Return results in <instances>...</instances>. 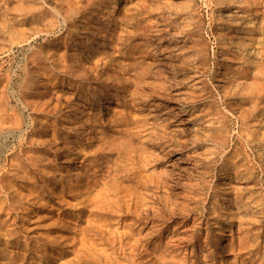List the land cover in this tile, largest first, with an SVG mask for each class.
Segmentation results:
<instances>
[{
    "label": "rangeland",
    "instance_id": "374dc122",
    "mask_svg": "<svg viewBox=\"0 0 264 264\" xmlns=\"http://www.w3.org/2000/svg\"><path fill=\"white\" fill-rule=\"evenodd\" d=\"M3 1L2 0L0 1V23H1L0 24V54H1L0 55V58H1L0 59V65H1V67H0V81L2 80L0 82V105H1L0 106V144H1L0 145V183H1L0 184V196H1L0 197V205H1V207H0V238H1L0 239V248H1L0 249V255H1L0 256V264H17V263L18 264H42V262H43V264H77V263L78 264H96V263L97 264H100V263L101 264H158L159 262H160L159 264H251V263L252 264H259V263L263 264L264 263V254H263L264 253L263 252L264 251V222H263L264 221V215H263L264 214V189H263L264 188V173H263L264 172V147H263L264 146V125H263V123H264V118H263L264 117V94L260 98H258L256 96V92L259 88L264 90V68H263L264 67V61H263V63H261L262 66H260V67L255 65L256 64V55H255L256 40L255 39H257V37H256V33H254V31H252V28L255 27L254 24L259 23L261 20L263 22V19H262V16H264L263 5H260V8H256V10H253L255 8L253 5V0H231L233 3L228 2L230 0H140V1L139 0H131V1L125 0L126 5L124 6L123 3L121 4L120 0H117V5L115 6L114 12H113L114 15L112 16V18L110 17L112 19L110 29H113V31H115V33L113 35L114 38L112 37L113 42L111 43V45H113V47L111 46V48L114 49L116 55L119 56V58L121 59V61H123L124 64L122 65L123 67L120 66L122 69L115 66L113 71H115L117 69L115 72L120 71L123 73V76H121V77L119 76L118 78H115L112 82L119 83L120 85H124V87L122 89H118L119 91L125 89V93H127V94L132 90L134 91L133 95L130 94V96L133 97L134 103L136 102L135 103L136 107L131 105L132 102H127V101L124 103L123 106L119 105V104H116V105L114 104L116 106V108H115L116 115L114 117L116 128L111 130V135L109 136V139H108V142H109V145L111 148V153H112L110 158H109V165L111 167L112 166L113 167H112L110 173H107L106 171H105L106 172L105 173L102 171L103 172V174H102L100 172L102 170V167H104V163L101 166L99 165L96 169L99 170L100 172L97 171L96 173H97V175H101V174L104 175L103 176L104 179L102 180L103 182L100 180V182H98L93 188L92 187L90 188L89 186L85 187L84 181L80 177H74L73 178L74 182L72 181L71 183H68L67 175H68V173L69 174L73 173V171H71V170L73 169L72 167H74V166L71 165V166L65 168V163H64V161H62L64 159V157L61 155L62 154L61 149H63L64 144H67L68 148H69V152H68L67 157H69L71 159H75L76 161H79V157L81 155L79 156V155L73 153L75 151L74 150V148L76 147L75 143L77 142L78 138H77V135H75V133H72L70 130L71 126L74 125V118H73V111L70 109L71 107L68 106V103H71L72 104L71 106H74L77 102H79V103L82 102L79 105H81V107L84 108L85 110H95V111L98 110L99 111L100 109H97L98 104L95 101L93 102L92 106L90 104H88L87 101H83L84 97H85L84 95H86L88 92L92 91V86H90L87 82L81 81V82H79L78 85L73 84L71 86H62V87L58 84L60 81L65 80V78L67 76L66 74L64 75V71H62L63 68H61V67H63V65H69L70 64L71 55L73 52L72 46L74 43H72V41H69L67 38L65 39V37H62L61 35H59V33L64 30L65 26H63L61 28V30H62L61 31L59 28L53 29L49 25H47V26L44 25L45 24L44 19L50 17L51 9L49 6H53L57 2L62 3L64 5L66 2H65V0H53V1L52 0H35V1L34 0H16V1L15 0H3ZM81 1L83 2L82 4L88 9V10L86 9L87 12H89L91 10V5L85 4L84 0H81ZM101 1L102 0H96L94 5L101 3ZM236 2H239V3H236ZM168 3H170V4H168ZM7 4H8V6H7ZM39 4H40V6H39ZM142 4H143V6H142ZM219 4H221V5H219ZM161 5L164 7L161 8L162 7ZM43 7H44V9H43ZM125 8H126V10H128L129 8L130 9L128 11H126V10H124ZM12 9L14 12L12 11ZM16 9H17V11H16ZM21 9H22V11H21ZM152 9H154V10H152ZM156 9H158V10H156ZM27 10L29 12H27ZM46 10H48L49 12ZM140 12H141V14H140ZM138 13H139V15H138ZM115 14H117V15H115ZM8 16H9V18H8ZM179 16H181V17H179ZM128 17H130V19ZM132 18H134V19H132ZM125 19H127V20H125ZM146 20H148V21H146ZM154 20H156V21H154ZM2 21H5V22L3 23ZM195 21H196V23H195ZM82 22L83 21L81 19V15L78 14L73 19L67 20L66 25L71 26V24L72 25L75 24L76 26L77 25L81 26ZM88 22L94 23L95 17H92V18L90 17ZM246 23H248V24H246ZM252 23H254V24H252ZM11 24H12V26H11ZM114 24H115V26H114ZM29 25H31V26L29 27ZM23 26H27V27L24 28ZM36 26L39 27L40 31L38 30V28ZM146 26H148V28ZM26 28H28V29H26ZM29 28H31V29H29ZM45 28L47 30H51V31H48L46 33ZM150 28H151V30H150ZM171 28H172V30H171ZM20 29H22V31ZM134 29H136L137 31ZM247 29H248V31H246ZM19 30H20V32H19ZM24 30L25 31L28 30V31H26V33H25ZM43 30H44V32H43ZM125 30H127V31L125 32ZM152 31H154L155 33ZM174 32H175V34H174ZM242 32H243V34H242ZM249 32H250V34H249ZM150 34H151V36H150ZM128 36H129V38H128ZM84 38H85V36L82 35V39H84ZM28 39H29V41L26 42V40H28ZM66 40H68V42H66ZM125 40H126V42H125ZM7 43L10 45V47ZM146 43H148V44H146ZM126 44H127V46H126ZM194 44H196V45H194ZM23 45H25V47ZM34 45H35V47H34ZM238 45H240V46H238ZM18 46H19V48H18ZM15 50H16V52H15ZM60 51L63 52V54ZM65 51H67V52H65ZM119 52H120V54H119ZM165 52H167V53H165ZM42 53H43V55H42ZM38 56L41 58H39ZM226 57L229 58V60ZM5 58H7V59L5 60ZM34 58H35V60H34ZM51 59H53V61ZM63 59L66 61H64ZM157 59H158V63H155V62H157ZM1 60H3V61H1ZM42 60H43V63H42ZM169 62H170L171 66L169 65ZM194 65H196V66H194ZM14 66H15V68H14ZM133 66H134V68H133ZM176 66H178V67H176ZM12 68H14V69H12ZM169 68H171V70ZM232 68H233V70H232ZM49 69L50 70L52 69V70L50 71ZM118 69H120V70H118ZM217 69H218V71H217ZM10 70H12L13 72ZM145 71H146V73H145ZM229 72H231V73H229ZM250 72H251V74H250ZM13 73H14V75H13ZM170 73L172 74L171 76H170ZM52 74H54V75H52ZM147 74L150 76H148ZM174 74H175V76H174ZM218 74L220 77L218 76ZM19 75H21V76H19ZM25 77H26V79H25ZM44 77H48L49 79L52 78V80L50 79V84L53 83L52 88H51V85H48L47 87L44 86V83H45L44 82L45 80H43ZM214 77H215V79H214ZM140 80L147 81L146 82L147 84L144 81H140ZM255 80H257V81H255ZM28 81H30V82H28ZM130 81H131V83H130ZM252 81H254V82H252ZM260 81H262V82H260ZM246 83H247V85H246ZM34 84H36V85H34ZM171 85H173V86H171ZM34 86L36 89L34 88ZM261 86H262V88H261ZM16 87H19V88H16ZM68 87H70V88H68ZM209 87H210V89H209ZM231 87H233V88H231ZM77 88H79V89H77ZM100 89H102V88H100ZM197 89H199L200 91ZM245 89H247L248 92ZM254 89H256V90H254ZM17 90H18V93H17ZM83 90H85V91H83ZM171 91H173V92H171ZM8 92H9V94H8ZM138 92H140V93H138ZM54 93L56 94V96L54 95ZM222 93H224V94H222ZM153 95L155 97H153ZM168 95H169V98L167 99L166 97H168ZM61 96H62V98H61ZM8 97H9V99H8ZM59 97H60V99H59ZM116 97L119 100L121 98V97H119V94ZM136 97H137V99H136ZM204 97H206V98H204ZM37 98H39V99H37ZM27 99L29 101L30 100L31 101L29 102ZM33 99H35V101ZM68 99H70V102L68 101ZM249 99H252V100H249ZM143 100H144V102L142 103ZM19 101H21V102H19ZM24 101H25V103H24ZM32 101L35 102L34 103L35 105L33 104ZM154 101L157 103H155ZM237 101H239V102H237ZM20 103H22V104H20ZM143 105L146 107H144ZM175 105H180L183 107L182 113H180V114L178 113V116L180 118H182L181 125L185 128V129L182 128L181 131L176 126L178 121L176 120V118L174 119V117H172V113L169 112V111L173 110V109L171 110V108H173ZM2 106H4V107H2ZM33 106H34V108L32 110ZM158 106H160V108H158ZM90 107H92V108H90ZM135 108H137V109H135ZM213 108H214V111H213ZM36 109H38V110H36ZM254 109H256V110L254 111ZM238 110H239V112H238ZM252 110L254 113L252 112ZM261 110H263V111L261 112ZM49 111H50V114L48 113ZM57 112H59V113H57ZM66 112H67V114H66ZM102 112L104 113L105 110L103 109ZM133 113H135V114H133ZM13 114L14 115L16 114V115L14 116ZM100 114L101 113L97 114V116H96L97 120H99ZM163 115L166 116L165 119H164ZM17 116H18V118H17ZM143 116L144 117L146 116V117L144 118ZM158 117L160 120H164L166 123L161 122L160 120H157ZM23 118H25V119H23ZM32 118L34 119L33 123H32ZM8 119H11V120L8 121ZM12 120L18 121L17 124H15L16 122L12 121ZM151 121L155 122V123L151 125V123H152ZM127 122H129V123H127ZM160 122L164 123V124H161ZM123 123H125V124H123ZM13 125H16V126L13 127ZM182 126H180L179 128H181ZM37 127H40V128H37ZM137 127H138V129H137ZM187 127H188V129L186 130ZM253 127H254V129H253ZM170 129H171V131H169ZM9 130H11V133ZM185 130H186V132H184ZM253 130H254V133H253ZM260 130H262V131L260 132ZM174 131H176V132H174ZM61 132L63 135L61 134ZM146 133H148V134H146ZM5 134H7V135H5ZM246 134L251 135V136H248ZM12 135H13V138L11 137ZM54 136H55V139H54ZM150 136H151V138L149 139ZM211 137H213V138H211ZM10 138H12V140ZM122 138H123V140H122ZM145 138H147V139H145ZM205 138H206V140H205ZM125 140H127V141H125ZM70 141H71V143H70ZM88 141L91 143V144L90 143L87 144L90 147V151H94L95 138L89 137ZM208 141H210V142H208ZM26 142L27 143L29 142V144H27ZM5 144H7V145H5ZM130 144L132 146H130ZM146 144H147V146H146ZM163 145H165V146H163ZM228 145L230 148L228 147ZM133 146H135L137 148H135ZM25 147H26V151H24ZM52 147H54L55 149ZM28 148L31 150H29ZM127 148H129V149H127ZM19 150H22V151L19 152ZM57 150H58V152H57ZM143 150H145L146 152H144ZM139 151L141 153H143L144 157H143V155H141V153H139ZM155 151H157V152H155ZM46 152H47V154H46ZM123 152H125V153H123ZM127 152L130 154H128ZM162 153H164V154H162ZM13 154H15V155H13ZM16 155H17V158H15ZM41 155H42V157H40ZM11 156H12V159H11ZM138 156H139V158H138ZM222 156H224L225 158ZM25 157L27 160L25 159ZM32 157H33V159H32ZM171 157H174L176 161L173 163H172V161H168ZM13 158L17 162H15L13 160ZM43 158H45V159H43ZM47 158H49V159H47ZM118 158H119V160H118ZM132 158L134 159V161ZM152 158H154V159L152 160ZM235 159H236V162L234 161ZM239 159H240V161H239ZM248 159H249V161H248ZM5 161H7V162H5ZM19 161H21L22 163ZM18 162L22 166L23 170L21 169V166L18 164ZM40 162H42L43 164ZM230 162H231V166H229ZM240 162H242V163H240ZM25 163H26V165H25ZM131 163H132V165H131ZM144 163L146 165H144ZM227 163H228V165H227ZM8 164H10V165H8ZM149 164L152 166H150ZM119 165H120V167H119ZM170 165H173V166L176 165V166H174L171 173H168V169L171 168ZM235 165H237V166H235ZM31 166H33V167H31ZM114 168H115V170H113ZM45 169H47L48 171ZM10 171H12V172H10ZM160 171H162V172H160ZM24 172H26L27 174L26 173L24 174ZM47 172H48V174H47ZM228 173H230L231 177L226 180L225 178L227 177ZM241 174H242V176H240ZM163 176H165V177H163ZM159 177H160V179H159ZM251 177H253V178H251ZM21 178H22V180H21ZM139 178L142 180H140ZM62 179H64V180H62ZM144 179H146V180H144ZM151 179H152V181H151ZM161 180H163V182ZM104 181L106 182L105 184H104ZM108 181H109V183H108ZM149 181H150V183H149ZM158 181H160L161 183L159 182L157 184ZM57 182H59V183H57ZM172 182H173V184H172ZM244 182H245V184H244ZM41 183H42V185H41ZM43 183L45 185H43ZM10 185H11V188L8 187ZM55 186H59V190L55 191L57 193H54ZM62 187H63V189H62ZM111 187H113V188H111ZM129 187H130V189H129ZM145 187H147V188L145 189ZM19 188H20L21 192L19 191ZM102 188H104L106 190V192H104L105 190ZM164 188H166V189H164ZM111 190H112V192H111ZM122 190H125L126 192L122 191ZM222 190H224V191H222ZM127 191H128V193H127ZM149 191L150 192L152 191L151 194ZM253 191H255V192H253ZM30 192L32 194H30ZM83 192H84V194H81ZM17 193L20 195H18ZM109 193H110V195H108ZM121 193H123V194H121ZM143 193L145 195L144 197H143ZM138 194H140V195H138ZM72 195H74V196H72ZM147 195H148V197H147ZM244 195L246 198H244ZM107 196H108V199L106 200ZM252 196L254 198L255 197L256 198L258 197V198L254 199ZM92 197H94V198H92ZM80 198H81V200H80ZM224 198H226L227 200ZM47 199H48V201H47ZM109 199H110V201H109ZM213 199H215V200H213ZM232 199H234V200H232ZM258 199H259V201H258ZM69 200H71V201H69ZM123 200L125 203L123 202ZM130 200L131 201L134 200V201L131 202ZM121 201H122V203H121ZM138 201H140V202H138ZM240 201H242V202H240ZM134 202H135V204H134ZM176 202H178V203H176ZM97 203H98V205H97ZM114 203H115V205H114ZM140 203H142V205ZM161 203H163V204H161ZM259 203H261L262 205ZM90 204H92V205H90ZM169 204L172 206H170ZM249 205H251V206H249ZM139 206L142 208H140ZM209 206H210V208H209ZM218 206H219V208H218ZM110 207L112 209H110ZM124 207H126V208L124 209ZM90 208H91V210H89ZM102 208H104L103 209L104 211L102 210ZM157 208H158V210H157ZM164 208H165V210H164ZM251 208H254V209H251ZM66 209H67V211H66ZM131 209H133V210H131ZM232 209H234V210H232ZM236 209H238V210H236ZM128 210L130 211L131 214L129 213ZM170 211H172L173 214ZM174 211H176L177 214ZM255 211H256V213H255ZM123 212H124V214H122ZM178 212H181V214L180 213L178 214ZM19 213H20V215H19ZM54 213H56V214H54ZM92 213H93V215H92ZM148 213H150V214H148ZM212 213H216V214H212ZM2 214H5V215L3 216ZM158 214H159V216H158ZM167 215H168V217H167ZM216 215H218V216H216ZM249 215H250V217H249ZM57 216L60 219L57 218ZM21 217H22V219H21ZM88 217H89V219H88ZM247 217H248V219H247ZM77 218H79V219H77ZM102 219H104V220H102ZM136 220H137V222H136ZM104 222H106V223H104ZM246 222H247V224H246ZM10 223H11V225H10ZM23 223H25V224H23ZM175 224H176V226H175ZM14 225H15V227H14ZM63 226H64V228H63ZM100 226H102V227H100ZM242 226H243V228H242ZM254 226H257V227H254ZM97 227H98V229H96ZM126 227H127V229H126ZM5 229H7V230H5ZM24 230H26V231L28 230V231L26 232ZM65 230H67V231H65ZM129 230H131V231H129ZM261 230H263V231H261ZM120 231H121V233H120ZM144 231L146 232V234ZM173 231H175V233ZM259 232H261V233H259ZM113 233H114V235H113ZM129 233L133 234V236ZM92 234H95V235H92ZM121 234H122V236H121ZM143 234H144V237L146 236L145 238L143 237ZM28 235H30V236H28ZM207 235L210 237H208ZM66 236L69 240L68 239L66 240ZM59 237L61 238V240ZM72 237H73V239H72ZM121 237H122V239H121ZM135 237H137V238H135ZM243 237H244V239H243ZM51 238H53V239H51ZM231 238H232V240H231ZM253 238H255V239H253ZM84 239L86 242L84 241ZM240 239H242V240H240ZM57 241H58V243H57ZM83 241H84V243H83ZM88 241H89V243H88ZM103 241H105V243ZM176 242H177V244H176ZM179 242H180V244H179ZM237 243H239V244H237ZM123 244L124 245L126 244L127 246L126 245L124 246ZM163 244L165 245V247ZM235 244H236V246H235ZM24 245H26V246H24ZM63 245L64 246L68 245V246L66 248V246L64 247ZM84 245H85V247H84ZM145 245L146 246L148 245V246L146 247ZM230 245L232 247H230ZM103 246H104V248H103ZM128 246H130V247H128ZM223 246L226 248H224ZM257 246H259V247H257ZM42 247H44V248H42ZM239 247H241V248L239 249ZM51 248H54V250ZM90 248H92L93 250ZM94 248H95V250H94ZM198 248L200 250H198ZM260 248H261V250H260ZM112 249H113V252H112ZM150 249H152V250H150ZM228 249H231V250H228ZM241 249H243V250L241 251ZM83 250H84V252H83ZM235 250H237V251H235ZM238 250H240V253ZM253 250H255V251H253ZM122 251L125 253H123ZM30 252H32V253L30 254ZM100 252H101V254H100ZM114 252H116V253L113 254ZM147 252H149L150 254ZM155 252H156V255H155ZM168 252H169V254H167ZM192 252H194V253H192ZM95 253H97V254L99 253V254L95 255ZM160 253H161V255H160ZM254 253H255V255H254ZM47 254H49V255H47ZM131 254L133 256H131ZM192 254H193V256H191ZM198 254H200L199 257H198ZM36 255H38V257ZM108 255H109V257H107ZM151 255L153 258H150ZM183 255H185V256H183ZM259 255H261V256H259ZM6 256L8 258H6ZM130 256H131V259H130ZM166 256H167V258H166ZM1 257H3V258L1 259ZM74 257H76L77 260ZM98 257H101V258H98ZM146 257H147V259H146ZM238 257H240V258H238ZM169 258H172V259H169ZM250 258H252V259H250ZM25 259H27V260H25ZM173 259H175V260H173ZM260 259H262V260H260ZM33 260H34V262H33ZM60 260H62V261H60ZM161 260H163V261H161ZM243 260H244V262H242ZM180 261H182V262H180ZM200 261H202V262H200ZM260 261H262V262H260ZM126 262H128V263H126Z\"/></svg>",
    "mask_w": 264,
    "mask_h": 264
},
{
    "label": "bare ground",
    "instance_id": "6f19581e",
    "mask_svg": "<svg viewBox=\"0 0 264 264\" xmlns=\"http://www.w3.org/2000/svg\"><path fill=\"white\" fill-rule=\"evenodd\" d=\"M1 1V0H0ZM3 1V0H2ZM16 1V0H15ZM35 1V0H34ZM53 1V0H52ZM95 1L96 0H84V3L85 4H87V5H91V10L89 11V12H87V8L82 4L83 2L81 1V0H65V4L63 5L62 3H59V2H57L56 4H54L53 6H49L50 7V9H51V12H50V17L49 18H45L44 19V25L45 26H47V25H49V26H51V28H59L60 30H61V28L63 27V26H65V28H64V30L62 31V32H60L59 33V35H61L62 37H65V39L67 38L69 41H72V43H74L73 44V46H72V55H71V62H70V64L69 65H63V67H61V68H63V70L62 71H64V75L66 74L67 76H66V78H65V80H63V81H60L58 84L62 87V86H71V85H73V84H75V85H78L79 84V82H81V81H85V82H87L90 86H92V91H90V92H88L86 95H84L83 97H84V100L83 101H87L88 102V104H90L91 106H92V104H93V102L95 101L97 104H98V108L97 109H100L99 111L97 110V111H95V110H85L84 108H82L81 107V105H79V104H81V103H79V102H77L74 106H71L72 104L71 103H68V106H70L69 108L73 111V118H74V125L73 126H71V128H70V130H71V132L72 133H75V135H77V138H78V140H77V142L75 143V148H74V154H77V155H81L80 157H79V161H76L75 159H71V158H69V157H67V155H68V152H69V148H68V145L67 144H64V146H63V149H61L62 150V156L64 157V159L62 160V161H64V163H65V168H67V167H69V166H71V165H73L74 167H72L73 169L71 170V171H73V173H68V175H67V180H68V183H71L72 181H73V178L74 177H80L83 181H84V184H85V187H87V186H89L90 188L92 187H94L98 182H100V180L102 181L104 178H103V176L104 175H102L103 174V172H107V173H110V171H111V169H112V167L109 165V158H110V156H111V148H110V145H109V142H108V139H109V136L111 135V130L112 129H114V128H116V124H115V115H116V113H115V108H116V104H119V105H124V103L127 101V102H132V106H135L136 107V102L134 103V100H133V97H131L130 96V94L131 95H133V93H134V91L132 90V91H128L129 93L127 94V93H125V89L124 90H121V91H119L118 89H122L123 87H124V85H120L119 83H114V82H112L115 78H118L119 76L121 77V76H123V73L122 72H120V71H118V72H115V71H113V69L115 68V66H117V67H119V68H121L120 66H122L124 63H123V61H121V59L119 58V56L118 55H116V53H115V51H114V49H112L111 48V46L113 47V45H111V43L113 42L112 41V37H113V35H114V33H115V31H113V29H110V26H111V21H112V16L114 15L113 14V12H114V8H115V6L117 5V0H102L101 1V3H99V4H97V5H94V3H95ZM131 1V0H130ZM140 1V0H139ZM4 2V1H3ZM33 2V1H32ZM120 2H121V4L123 3V5L125 6L126 5V2H125V0H120ZM145 2V1H144ZM228 2H232L231 0L230 1H228ZM10 3V2H9ZM17 3V2H16ZM40 3V2H39ZM153 3V2H152ZM233 3V2H232ZM236 3H239V2H236ZM244 3V2H243ZM252 3V2H251ZM11 4V3H10ZM9 4V5H10ZM34 4V3H33ZM41 4V3H40ZM40 4H39V6H40ZM80 4V5H79ZM157 4V3H156ZM162 4V3H161ZM168 4H170V3H168ZM15 5V4H14ZM31 5V4H30ZM35 5V4H34ZM46 5V4H45ZM137 5V4H136ZM153 5V4H152ZM167 5V4H166ZM219 5H221V4H219ZM253 5H254V9L253 10H256V8H260V5H263V7H264V0H253ZM7 6H8V4H7ZM38 6V5H37ZM48 6V5H47ZM142 6H143V4H142ZM162 6V5H161ZM160 6V7H161ZM231 6V5H230ZM149 7V6H148ZM152 7V6H151ZM164 6H162L161 8H163ZM190 7V6H189ZM192 7V6H191ZM221 7V6H220ZM234 7V6H233ZM245 7V6H244ZM173 8V7H172ZM223 8V7H222ZM227 8V7H226ZM251 8V7H250ZM4 9V8H3ZM43 9H44V7H43ZM87 9V10H86ZM130 9V8H129ZM128 9V10H129ZM165 9V8H164ZM171 9V8H170ZM169 9V10H170ZM176 9V8H175ZM233 9V8H232ZM235 9V8H234ZM24 10V9H23ZM124 10H126V8L124 9ZM128 10H126V11H128ZM134 10V9H133ZM152 10H154V9H152ZM156 10H158V9H156ZM177 10V9H176ZM175 10V11H176ZM250 10V9H249ZM12 11H13V9H12ZM16 11H17V9H16ZM21 11H22V9H21ZM46 11H48V10H46ZM145 11V10H144ZM246 11V10H245ZM14 12V11H13ZM27 12H29L28 10H27ZM49 12V11H48ZM158 12V11H157ZM169 12V11H168ZM226 12V11H225ZM224 12V13H225ZM237 12V11H236ZM251 12V11H250ZM254 12V11H253ZM3 13V12H2ZM46 13V12H45ZM223 13V12H222ZM228 13V12H227ZM243 13V12H242ZM255 13V12H254ZM264 13V12H263ZM26 14V13H25ZM41 14V13H40ZM43 14V13H42ZM48 14V13H47ZM78 14H80L81 15V19H82V25L80 26V25H72L71 24V26H67L66 24H67V20H71V19H73L75 16H77ZM140 14H141V12H140ZM150 14V13H149ZM181 14V13H180ZM184 14V13H183ZM189 14V13H188ZM250 14V13H249ZM7 15V14H6ZM5 15V16H6ZM14 15V14H13ZM115 15H117V14H115ZM132 15V14H131ZM130 15V16H131ZM138 15H139V13H138ZM157 15V14H156ZM161 15V14H160ZM169 15V14H168ZM171 15V14H170ZM187 15V14H186ZM252 15V14H251ZM258 15V14H257ZM263 15V14H262ZM165 16V15H164ZM172 16V15H171ZM190 16V15H189ZM250 16V15H249ZM90 17L92 18V17H95V22L94 23H89L88 22V20L90 19ZM111 17V18H110ZM119 17V16H118ZM179 17H181V16H179ZM188 17V16H187ZM186 17V18H187ZM232 17V16H231ZM235 17V16H234ZM243 17V16H242ZM8 18H9V16H8ZM77 18V17H76ZM129 19H130V17H128ZM136 18V17H135ZM190 18V17H189ZM244 18V17H243ZM246 18V17H245ZM94 19V18H93ZM132 19H134V18H132ZM177 19V18H176ZM183 19V18H182ZM219 19V18H218ZM223 19V18H222ZM229 19V18H228ZM256 19V18H255ZM262 19H263V22H262V20L259 22V23H256V24H254V23H252V24H254V28H252V31H254V33H256V37H257V39H255L256 40V48H255V55H256V64L255 65H257L258 67H260V66H262V64L261 63H263V61H264V16H262ZM21 20V19H20ZM120 20V19H119ZM125 20H127V19H125ZM158 20V19H157ZM224 20V19H223ZM248 20V19H247ZM31 21V20H30ZM123 21V20H122ZM146 21H148V20H146ZM150 21V20H149ZM154 21H156V20H154ZM165 21V20H164ZM188 21V20H187ZM225 21V20H224ZM256 21V20H255ZM3 23L5 22V21H2ZM75 22V21H74ZM73 22V23H74ZM177 22V21H176ZM191 22V21H190ZM246 22V21H245ZM252 22V21H251ZM21 23V22H20ZM117 23V22H116ZM120 23V22H119ZM125 23V22H124ZM180 23V22H179ZM195 23H196V21H195ZM1 24V23H0ZM26 24V23H25ZM43 24V23H42ZM137 24V23H136ZM182 24V23H181ZM190 24V23H189ZM220 24V23H219ZM246 24H248V23H246ZM5 25V24H4ZM17 25V24H16ZM41 25V24H40ZM163 25V24H162ZM173 25V24H172ZM11 26H12V24H11ZM21 26V25H20ZM31 25H29V27H30ZM33 26V25H32ZM44 26V27H45ZM114 26H115V24H114ZM128 26V25H127ZM174 26V25H173ZM181 26V25H180ZM188 26V25H187ZM223 26V25H222ZM5 27V26H4ZM19 27V26H18ZM24 28L25 27H27V26H23ZM37 27V26H36ZM147 28H148V26H146ZM177 27V26H176ZM38 28V30H39V27H37ZM41 28V27H40ZM130 28V27H129ZM146 28V29H147ZM152 28V27H151ZM151 28H150V30H151ZM164 28V27H163ZM166 28V27H165ZM178 28V27H177ZM181 28V27H180ZM235 28V27H234ZM249 28V27H248ZM26 29H28V28H26ZM29 29H31V28H29ZM43 29V28H42ZM52 29V30H53ZM116 29V28H115ZM137 29V28H136ZM136 29H134V30H136ZM143 29V28H142ZM21 31H22V29H20ZM20 30H19V32H20ZM120 30V29H119ZM130 30V29H129ZM133 30V29H132ZM141 30V29H140ZM145 30V29H144ZM159 30V29H158ZM157 30V31H158ZM171 30H172V28H171ZM176 30V29H175ZM242 30V29H241ZM245 30V29H244ZM11 31V30H10ZM25 31V30H24ZM26 31H28V30H26ZM26 31H25V33H26ZM40 31V30H39ZM45 31H46V33L48 32V31H51V30H47L46 28H45ZM54 31V30H53ZM124 31V30H123ZM127 30H125V32H126ZM137 31V30H136ZM147 31V30H146ZM174 31V30H173ZM186 31V30H185ZM189 31V30H188ZM246 31H248V29L246 30ZM4 32V31H3ZM18 32V31H17ZM42 32V31H41ZM43 32H44V30H43ZM130 32V31H129ZM134 32V31H133ZM143 32V31H142ZM152 32H154V31H152ZM164 32V31H163ZM162 32V33H163ZM13 33V32H12ZM40 33V32H39ZM118 33V32H117ZM122 33V32H121ZM155 33V32H154ZM165 33V32H164ZM219 33V32H218ZM246 33V32H245ZM19 34V33H18ZM35 34V33H34ZM33 34V35H34ZM171 34V33H170ZM174 34H175V32H174ZM227 34V33H226ZM242 34H243V32H242ZM249 34H250V32H249ZM8 35V34H7ZM41 35V34H40ZM45 35V34H44ZM53 35V34H52ZM82 35H84L85 36V38L84 39H82ZM127 35V34H126ZM142 35V34H141ZM154 35V34H153ZM152 35V36H153ZM159 35V34H158ZM164 35V34H163ZM196 35V34H195ZM194 35V36H195ZM247 35V34H246ZM10 36V35H9ZM16 36V35H15ZM150 36H151V34H150ZM191 36V35H190ZM193 36V37H194ZM12 37V36H11ZM14 37V36H13ZM28 37V36H27ZM36 37V36H35ZM42 37V36H41ZM45 37V36H44ZM131 37V36H130ZM166 37V36H165ZM198 37V36H197ZM247 37V36H246ZM252 37V36H251ZM6 38V37H5ZM17 38V37H16ZM48 38V37H47ZM53 38V37H52ZM51 38V39H52ZM114 38V37H113ZM128 38H129V36H128ZM221 38V37H220ZM235 38V37H234ZM238 38V37H237ZM10 39V38H9ZM18 39V38H17ZM26 39V38H25ZM54 39V38H53ZM58 39V38H57ZM64 39V38H63ZM163 39V38H162ZM246 39V38H245ZM11 40V39H10ZM39 40V39H38ZM56 40V39H55ZM68 40H66V42H68ZM142 40V39H141ZM166 40V39H165ZM171 40V39H170ZM186 40V39H185ZM191 40V39H190ZM253 40V39H252ZM254 40V41H255ZM17 41V40H16ZM24 41V40H23ZM27 41H29V39L28 40H26V42ZM121 41V40H120ZM124 41V40H123ZM138 41V40H137ZM143 41V40H142ZM146 41V40H145ZM155 41V40H154ZM241 41V40H240ZM13 42V41H12ZM37 42V41H36ZM125 42H126V40H125ZM140 42V41H139ZM225 42V41H224ZM23 43V42H22ZM120 43V42H119ZM130 43V42H129ZM145 43V42H144ZM8 44V43H7ZM115 44V43H114ZM117 44V43H116ZM146 44H148V43H146ZM161 44V43H160ZM192 44V43H191ZM229 44V43H228ZM234 44V43H233ZM244 44V43H243ZM9 45V44H8ZM16 45V44H15ZM22 45V44H21ZM30 45V44H29ZM118 45V44H117ZM130 45V44H129ZM128 45V46H129ZM135 45V44H134ZM163 45V44H162ZM194 45H196V44H194ZM199 45V44H198ZM227 45V44H226ZM242 45V44H241ZM24 47H25V45H23ZM54 46V45H53ZM126 46H127V44H126ZM145 46V45H144ZM175 46V45H174ZM229 46V45H228ZM238 46H240V45H238ZM2 47V46H1ZM9 47H10V45H9ZM12 47V46H11ZM22 47V46H21ZM34 47H35V45H34ZM39 47V46H38ZM37 47V48H38ZM51 47V46H50ZM160 47V46H159ZM158 47V48H159ZM166 47V46H165ZM177 47V46H176ZM189 47V46H188ZM227 47V46H226ZM225 47V48H226ZM233 47V46H232ZM18 48H19V46H18ZM61 48V47H60ZM64 48V47H63ZM120 48V47H119ZM124 48V47H123ZM139 48V47H138ZM167 48V47H166ZM170 48V47H169ZM174 48V47H173ZM180 48V47H179ZM236 48V47H235ZM6 49V48H5ZM8 49V48H7ZM22 49V48H21ZM25 49V48H24ZM128 49V48H127ZM130 49V48H129ZM141 49V48H140ZM147 49V48H146ZM238 49V48H237ZM254 49V48H253ZM27 50V49H26ZM38 50V49H37ZM46 50V49H45ZM61 50V49H60ZM121 50V49H120ZM150 50V49H149ZM180 50V49H179ZM178 50V51H179ZM182 50V49H181ZM226 50V49H225ZM241 50V49H240ZM44 51V50H43ZM166 51V50H165ZM230 51V50H229ZM15 52H16V50H15ZM41 52V51H40ZM39 52V53H40ZM61 52V51H60ZM65 52H67V51H65ZM121 52V51H120ZM120 52H119V54H120ZM146 52V51H145ZM30 53V52H29ZM54 53V52H53ZM52 53V54H53ZM62 54H63V52H61ZM124 53V52H123ZM165 53H167V52H165ZM169 53V52H168ZM171 53V52H170ZM188 53V52H187ZM192 53V52H191ZM232 53V52H231ZM4 54V53H3ZM26 54V53H25ZM33 54V53H32ZM41 54V53H40ZM47 54V53H46ZM129 54V53H128ZM127 54V55H128ZM132 54V53H131ZM186 54V53H185ZM1 55V54H0ZM28 55V54H27ZM42 55H43V53H42ZM41 55V56H42ZM122 55V54H121ZM151 55V54H150ZM244 55V54H243ZM33 56V55H32ZM133 56V55H132ZM177 56V55H176ZM187 56V55H186ZM241 56V55H240ZM251 56V55H250ZM11 57V56H10ZM24 57V56H23ZM39 57V56H38ZM37 57V58H38ZM134 57V56H133ZM152 57V56H151ZM165 57V56H164ZM239 57V56H238ZM39 58H41V57H39ZM46 58V57H45ZM83 58V59H82ZM150 58V57H149ZM183 58V57H182ZM190 58V57H189ZM223 58V57H222ZM227 58V57H226ZM231 58V57H230ZM248 58V57H247ZM1 59V58H0ZM7 58H5V60H6ZM10 59V58H9ZM18 59V58H17ZM68 59V58H67ZM166 59V58H165ZM173 59V58H172ZM187 59V58H186ZM228 60H229V58H227ZM34 60H35V58H34ZM44 60V59H43ZM43 60H42V63H43ZM52 61H53V59H51ZM56 60V59H55ZM64 60V59H63ZM131 60V59H130ZM156 60V59H155ZM247 60V59H246ZM1 61H3V60H1ZM24 61V60H23ZM64 61H66V60H64ZM168 61V60H167ZM25 62V61H24ZM31 62V61H30ZM133 62V61H132ZM191 62V61H190ZM6 63V62H5ZM9 63V62H8ZM35 63V62H34ZM51 63V62H50ZM60 63V62H59ZM58 63V64H59ZM68 63V62H67ZM66 63V64H67ZM130 63V62H129ZM155 63H158V59H157V62H155ZM222 63V62H221ZM242 63V62H241ZM245 63V62H244ZM250 63V62H249ZM252 63V62H251ZM23 64V63H22ZM21 64V65H22ZM27 64V63H26ZM189 64V63H188ZM223 64V63H222ZM239 64V63H238ZM29 65V64H28ZM41 65V64H40ZM53 65V64H52ZM141 65V64H140ZM147 65V64H146ZM149 65V64H148ZM161 65V64H160ZM169 65H170V62H169ZM168 65V66H169ZM11 66V65H10ZM43 66V65H42ZM126 66V65H125ZM131 66V65H130ZM142 66V65H141ZM166 66V65H165ZM171 66V65H170ZM194 66H196V65H194ZM204 66V65H203ZM235 66V65H234ZM239 66V65H238ZM0 67H1V65H0ZM12 67V66H11ZM25 67V66H24ZM59 67V66H58ZM116 67V68H117ZM123 67V66H122ZM139 67V66H138ZM147 67V66H146ZM164 67V66H163ZM176 67H178V66H176ZM244 67V66H243ZM256 67V66H255ZM14 68H15V66H14ZM14 68H12V69H14ZM133 68H134V66H133ZM140 68V67H139ZM143 68V67H142ZM150 68V67H149ZM148 68V69H149ZM166 68V67H165ZM192 68V67H191ZM195 68V67H194ZM230 68V67H229ZM242 68V67H241ZM264 68V67H263ZM10 69V68H9ZM122 69V68H121ZM127 69V68H126ZM170 70H171V68H169ZM179 69V68H178ZM223 69V68H222ZM231 69V68H230ZM237 69V68H236ZM50 70V69H49ZM52 70V69H51ZM50 70V71H51ZM118 70H120V69H118ZM145 70V69H144ZM166 70V69H165ZM169 70V71H170ZM221 70V69H220ZM226 70V69H225ZM232 70H233V68H232ZM246 70V69H245ZM10 71H12V70H10ZM9 71V72H10ZM22 71V70H21ZM45 71V70H44ZM140 71V70H139ZM148 71V70H147ZM167 71V70H166ZM217 71H218V69H217ZM235 71V70H234ZM244 71V70H243ZM251 71V70H250ZM255 71V70H254ZM258 71V70H257ZM13 72V71H12ZM125 72V71H124ZM127 72V71H126ZM136 72V71H135ZM173 72V71H172ZM216 72V71H215ZM224 72V71H223ZM232 72V71H231ZM231 72H229V73H231ZM252 72V71H251ZM251 72H250V74H251ZM260 72V71H259ZM32 73V72H31ZM44 73V72H43ZM55 73V72H54ZM140 73V72H139ZM138 73V74H139ZM142 73V72H141ZM145 73H146V71H145ZM176 73V72H175ZM178 73V72H177ZM217 73V72H216ZM221 73V72H220ZM240 73V72H239ZM256 73V72H255ZM262 73V72H261ZM21 74V73H20ZM27 74V73H26ZM29 74V73H28ZM135 74V73H134ZM158 74V73H157ZM225 74V73H224ZM238 74V73H237ZM248 74V73H247ZM13 75H14V73H13ZM16 75V74H15ZM51 75V74H50ZM52 75H54V74H52ZM57 75V74H56ZM55 75V76H56ZM137 75V74H136ZM148 75V74H147ZM172 74L170 73V76H171ZM242 75V74H241ZM19 76H21V75H19ZM30 76V75H29ZM59 76V75H58ZM141 76V75H140ZM148 76H150V75H148ZM162 76V75H161ZM174 76H175V74H174ZM185 76V75H184ZM212 76V75H211ZM218 76H219V74H218ZM249 76V75H248ZM247 76V77H248ZM32 77V76H31ZM137 77V76H136ZM146 77V76H145ZM154 77V76H153ZM158 77V76H157ZM178 77V76H177ZM220 77V76H219ZM7 78V77H6ZM38 78V77H37ZM36 78V79H37ZM56 78V77H55ZM63 78V77H62ZM124 78V77H123ZM138 78V77H137ZM148 78V77H147ZM168 78V77H167ZM170 78V77H169ZM193 78V77H192ZM262 78V77H261ZM11 79V78H10ZM25 79H26V77H25ZM51 80H52V78H50ZM50 79L48 78V77H44L43 78V80H45L44 82V86L45 87H47L48 85H51V88H52V84L53 83H51L50 84ZM64 79V78H63ZM128 79V78H127ZM139 79V78H138ZM137 79V80H138ZM142 79V78H141ZM160 79V78H159ZM179 79V78H178ZM214 79H215V77H214ZM4 80V79H3ZM12 80V79H11ZM155 80V79H154ZM166 80V79H165ZM175 80V79H174ZM207 80V79H206ZM211 80V79H210ZM213 80V79H212ZM226 80V79H225ZM258 80V79H257ZM257 80H255V81H257ZM2 81V80H1ZM0 81V82H1ZM27 81V80H26ZM35 81V80H34ZM122 81V80H121ZM136 81V80H135ZM139 81V80H138ZM140 81H144V80H140ZM173 81V80H172ZM185 81V80H184ZM4 82V81H3ZM28 82H30V81H28ZM37 82V81H36ZM39 82V81H38ZM42 82V81H41ZM119 82V81H118ZM145 83L147 82V81H144ZM165 82V81H164ZM203 82V81H202ZM205 82V81H204ZM252 82H254V81H252ZM260 82H262V81H260ZM129 83V82H128ZM130 83H131V81H130ZM155 83V82H154ZM176 83V82H175ZM190 83V82H189ZM208 83V82H207ZM232 83V82H231ZM236 83V82H235ZM241 83V82H240ZM245 83V82H244ZM248 83V82H247ZM247 83H246V85H247ZM25 84V83H24ZM127 84V83H126ZM136 84V83H135ZM147 84V83H146ZM199 84V83H198ZM230 84V83H229ZM259 84V83H258ZM2 85V84H1ZM11 85V84H10ZM14 85V84H13ZM12 85V86H13ZM18 85V84H17ZM34 85H36V84H34ZM87 85V84H86ZM129 85V84H128ZM162 85V84H161ZM178 85V84H177ZM176 85V86H177ZM193 85V84H192ZM191 85V86H192ZM205 85V84H204ZM209 85V84H208ZM233 85V84H232ZM237 85V84H236ZM19 86V85H18ZM55 86V85H54ZM53 86V87H54ZM171 86H173V85H171ZM184 86V85H183ZM212 86V85H211ZM225 86V85H224ZM260 86V85H259ZM8 87V86H7ZM32 87V86H31ZM80 87V86H79ZM83 87V86H82ZM153 87V86H152ZM151 87V88H152ZM170 87V86H169ZM190 87V86H189ZM241 87V86H240ZM254 87V86H253ZM13 88V87H12ZM16 88H19V87H16ZM34 88H35V86H34ZM68 88H70V87H68ZM90 88V87H89ZM100 88H102V89H100ZM141 88V87H140ZM185 88V87H184ZM231 88H233V87H231ZM249 88V87H248ZM247 88V89H248ZM261 88H262V86H261ZM36 89V88H35ZM42 89V88H41ZM57 89V88H56ZM77 89H79V88H77ZM139 89V88H138ZM163 89V88H162ZM170 89V88H169ZM190 89V88H189ZM201 89V88H200ZM206 89V88H205ZM209 89H210V87H209ZM214 89V88H213ZM218 89V88H217ZM247 89H245L246 91H247ZM251 89V88H250ZM11 90V89H10ZM9 90V91H10ZM13 90V89H12ZM30 90V89H29ZM53 90V89H52ZM51 90V91H52ZM63 90V89H62ZM73 90V89H72ZM197 90H199V89H197ZM254 90H256V89H254ZM23 91V90H22ZM83 91H85V90H83ZM82 91V92H83ZM137 91V90H136ZM152 91V90H151ZM159 91V90H158ZM200 91V90H199ZM240 91V90H239ZM238 91V92H239ZM76 92V91H75ZM153 92V91H152ZM165 92V91H164ZM169 92V91H168ZM171 92H173V91H171ZM219 92V91H218ZM223 92V91H222ZM225 92V91H224ZM248 92V91H247ZM15 93V92H14ZM17 93H18V90H17ZM25 93V92H24ZM28 93V92H27ZM50 93V92H49ZM73 93V92H72ZM138 93H140V92H138ZM170 93V92H169ZM197 93V92H196ZM236 93V92H235ZM8 94H9V92H8ZM71 94V93H70ZM119 94V97H121L120 98V100L116 97L117 95ZM152 94V93H151ZM181 94V93H180ZM204 94V93H203ZM222 94H224V93H222ZM264 94V90H262V89H258L257 90V92H256V96L258 97V98H260L262 95ZM13 95V94H12ZM11 95V96H12ZM17 95V94H16ZM30 95V94H29ZM54 95L56 96V94L54 93ZM69 95V94H68ZM148 95V94H147ZM159 95V94H158ZM167 95V94H166ZM165 95V96H166ZM173 95V94H172ZM218 95V94H217ZM239 95V94H238ZM23 96V95H22ZM43 96V95H42ZM49 96V95H48ZM160 96V95H159ZM162 96V95H161ZM185 96V95H184ZM232 96V95H231ZM235 96V95H234ZM254 96V95H253ZM33 97V96H32ZM67 97V96H66ZM81 97V96H80ZM145 97V96H144ZM148 97V96H147ZM153 97H155L154 95H153ZM180 97V96H179ZM182 97V96H181ZM190 97V96H189ZM188 97V98H189ZM225 97V96H224ZM237 97V96H236ZM242 97V96H241ZM28 98V97H27ZM61 98H62V96H61ZM68 98V97H67ZM167 99L169 98V95H168V97H166ZM204 98H206V97H204ZM221 98V97H220ZM231 98V97H230ZM249 98V97H248ZM8 99H9V97H8ZM12 99V98H11ZM16 99V98H15ZM37 99H39V98H37ZM56 99V98H55ZM54 99V100H55ZM59 99H60V97H59ZM65 99V98H64ZM77 99V98H76ZM136 99H137V97H136ZM140 99V98H139ZM145 99V98H144ZM166 99V100H167ZM177 99V98H176ZM190 99V98H189ZM222 99V98H221ZM228 99V98H227ZM255 99V98H254ZM22 100V99H21ZM24 100V99H23ZM28 100V99H27ZM34 101H35V99H33ZM58 100V99H57ZM66 100V99H65ZM81 100V99H80ZM170 100V99H169ZM241 100V99H240ZM249 100H252V99H249ZM13 101V100H12ZM29 101V100H28ZM31 101V100H30ZM29 101V102H30ZM34 101H32L33 102V104L35 103ZM48 101V100H47ZM68 101L70 102V99H68ZM152 101V100H151ZM19 102H21V101H19ZM28 102V103H29ZM144 102V100L142 101V103ZM155 102V101H154ZM237 102H239V101H237ZM262 102V101H261ZM18 103V102H17ZM24 103H25V101H24ZM23 103V104H24ZM62 103V102H61ZM86 103V102H85ZM138 103V102H137ZM155 103H157V102H155ZM160 103V102H159ZM162 103V102H161ZM226 103V102H225ZM20 104H22V103H20ZM27 104V103H26ZM25 104V105H26ZM115 104V105H114ZM146 104V103H145ZM30 105V104H29ZM35 105V104H34ZM48 105V104H47ZM61 105V104H60ZM83 105V104H82ZM151 105V104H150ZM153 105V104H152ZM233 105V104H232ZM257 105V104H256ZM1 106V105H0ZM31 106V105H30ZM51 106V105H50ZM56 106V105H55ZM88 106V105H87ZM126 106V105H125ZM144 106V105H143ZM255 106V105H254ZM2 107H4V106H2ZM85 107V106H84ZM141 107V106H140ZM144 107H146V106H144ZM173 107V106H172ZM235 107V106H234ZM239 107V106H238ZM244 107V106H243ZM30 108V107H29ZM33 108H34V106L32 107V110H33ZM68 108V107H67ZM90 108H92V107H90ZM148 108V107H147ZM158 108H160V106H158ZM157 108V109H158ZM182 106H180V105H175L173 108H171V110L172 111H169L170 113H172V117H174V119L176 118V120L178 121V123H177V127H178V129L181 131L182 130V128H184L182 125H181V123H182V118H180L179 116H178V113L180 114V113H182ZM236 108V107H235ZM251 108V107H250ZM2 109V108H1ZM22 109V108H21ZM25 109V108H24ZM47 109V108H46ZM103 109L105 110V112L103 113L102 111H103ZM120 109V108H119ZM135 109H137V108H135ZM241 109V108H240ZM244 109V108H243ZM252 109V108H251ZM29 110V109H28ZM36 110H38V109H36ZM134 110V109H133ZM139 110V109H138ZM145 110V109H144ZM248 110V109H247ZM256 109H254V111H255ZM2 111V110H1ZM30 111V110H29ZM35 111V110H34ZM43 111V110H42ZM137 111V110H136ZM153 111V110H152ZM167 111V110H166ZM186 111V110H185ZM213 111H214V108H213ZM219 111V110H218ZM260 111V110H259ZM263 110H261V112H262ZM3 112V111H2ZM5 112V111H4ZM56 112V111H55ZM134 112V111H133ZM138 112V111H137ZM165 112V111H164ZM238 112H239V110H238ZM252 112H253V110H252ZM260 112V113H261ZM27 113V112H26ZM29 113V112H28ZM49 114H50V111L48 112ZM52 113V112H51ZM57 113H59V112H57ZM56 113V114H57ZM98 113H101L100 114V116H99V120H97V118H96V116H97V114ZM123 113V112H122ZM148 113V112H147ZM158 113V112H157ZM163 113V112H162ZM221 113V112H220ZM247 113V112H246ZM254 113V112H253ZM11 114V113H10ZM18 114V113H17ZM63 114V113H62ZM65 114V113H64ZM66 114H67V112H66ZM124 114V113H123ZM133 114H135V113H133ZM145 114V113H144ZM214 114V113H213ZM14 115V114H13ZM16 115V114H15ZM14 115V116H15ZM130 115V114H129ZM139 115V114H138ZM149 115V114H148ZM147 115V116H148ZM168 115V114H167ZM23 116V115H22ZM37 116V115H36ZM35 116V117H36ZM160 116V115H159ZM164 116V115H163ZM219 116V115H218ZM243 116V115H242ZM252 116V115H251ZM27 117V116H26ZM71 117V116H70ZM122 117V116H121ZM133 117V116H132ZM144 117V116H143ZM146 117V116H145ZM144 117V118H145ZM149 117V116H148ZM157 117V116H156ZM165 117L166 116H164V119H165ZM171 117V116H170ZM239 117V116H238ZM17 118H18V116H17ZM16 118V119H17ZM45 118V117H44ZM47 118V117H46ZM127 118V117H126ZM129 118V117H128ZM220 118V117H219ZM250 118V117H249ZM256 118V117H255ZM262 118V117H261ZM264 118V117H263ZM2 119V118H1ZM15 119V118H14ZM23 119H25V118H23ZM29 119V118H28ZM123 119V118H122ZM142 119V118H141ZM217 119V118H216ZM221 119V118H220ZM253 119V118H252ZM5 120V119H4ZM9 120H11V119H8V121ZM64 120V119H63ZM68 120V119H67ZM70 120V119H69ZM151 120V119H150ZM157 120H160L159 119V117H158V119ZM12 121H15V120H12ZM39 121V120H38ZM161 122H165L164 120H160ZM217 121V120H216ZM248 121V120H247ZM252 121V120H251ZM16 123L15 124H17V122L18 121H15ZM26 122V121H25ZM34 122V119L32 118V123ZM51 122V121H50ZM119 122V121H118ZM132 122V121H131ZM138 122V121H137ZM152 122V121H151ZM150 122V123H151ZM158 122V121H157ZM160 122V123H161ZM172 122V121H171ZM188 122V121H187ZM255 122V121H254ZM45 123V122H44ZM127 123H129V122H127ZM136 123V122H135ZM155 122H152L151 123V125L152 124H154ZM159 123V122H158ZM157 123V124H158ZM166 123V122H165ZM168 123V122H167ZM184 123V122H183ZM5 124V123H4ZM9 124V123H8ZM13 124V123H12ZM24 124V123H23ZM30 124V123H29ZM58 124V123H57ZM64 124V123H63ZM123 124H125V123H123ZM147 124V123H146ZM145 124V125H146ZM161 124H164V123H161ZM175 124V123H174ZM25 125V124H24ZM39 125V124H38ZM144 125V126H145ZM149 125V124H148ZM246 125V124H245ZM250 125V124H249ZM263 125H264V123H263ZM14 126H16V125H13V127ZM48 126V125H47ZM52 126V125H51ZM143 126V127H144ZM172 126V125H171ZM180 126H182L181 128H179ZM247 126V125H246ZM252 126V125H251ZM44 127V126H43ZM46 127V126H45ZM63 127V126H62ZM126 127V126H125ZM158 127V126H157ZM175 127V126H174ZM186 127V126H185ZM218 127V126H217ZM261 127V126H260ZM259 127V128H260ZM27 128V127H26ZM25 128V129H26ZM30 128V127H29ZM37 128H40V127H37ZM132 128V127H131ZM156 128V127H155ZM171 128V127H170ZM243 128V127H242ZM252 128V127H251ZM19 129V128H18ZM23 129V128H22ZM21 129V130H22ZM126 129V128H125ZM130 129V128H129ZM137 129H138V127H137ZM141 129V128H140ZM149 129V128H148ZM185 129V128H184ZM183 129V130H184ZM188 129V127L186 128V130ZM241 129V128H240ZM253 129H254V127H253ZM15 130V129H14ZM32 130V129H31ZM40 130V129H39ZM132 130V129H131ZM142 130V129H141ZM154 130V129H153ZM175 130V129H174ZM186 130L184 131V132H186ZM10 131V133H11V130H9ZM19 131V130H18ZM45 131V130H44ZM128 131V130H127ZM160 131V130H159ZM169 131H171V129L169 130ZM245 131V130H244ZM262 130H260V132H261ZM47 132V131H46ZM50 132V131H49ZM55 132V131H54ZM134 132V131H133ZM153 132V131H152ZM161 132V131H160ZM174 132H176V131H174ZM241 132V131H240ZM6 133V132H5ZM18 133V132H17ZM38 133V132H37ZM65 133V132H64ZM163 133V132H162ZM253 133H254V130H253ZM3 134V133H2ZM23 134V133H22ZM48 134V133H47ZM52 134V133H51ZM56 134V133H55ZM61 134H62V132H61ZM146 134H148V133H146ZM154 134V133H153ZM5 135H7V134H5ZM19 135V134H18ZM33 135V134H32ZM63 135V134H62ZM145 135V134H144ZM174 135V134H173ZM176 135V134H175ZM191 135V134H190ZM246 135H248V134H246ZM45 136V135H44ZM47 136V135H46ZM56 136V135H55ZM55 136H54V139H55ZM138 136V135H137ZM248 136H251V135H248ZM7 137V136H6ZM12 138H13V135L11 136ZM19 137V136H18ZM17 137V138H18ZM23 137V136H22ZM49 137V136H48ZM73 137V136H72ZM89 137H93V138H95V145H94V151H90V147H89V145H87V144H89L90 142L88 141L89 140ZM216 137V136H215ZM258 137V136H257ZM260 137V136H259ZM262 137V136H261ZM12 138H10L11 140H12ZM20 138V137H19ZM27 138V137H26ZM25 138V139H26ZM31 138V137H30ZM44 138V137H43ZM144 138V137H143ZM151 138V136L149 137V139ZM164 138V137H163ZM189 138V137H188ZM208 138V137H207ZM211 138H213V137H211ZM220 138V137H219ZM225 138V137H224ZM242 138V137H241ZM244 138V137H243ZM2 139V138H1ZM36 139V138H35ZM38 139V138H37ZM60 139V138H59ZM66 139V138H65ZM145 139H147V138H145ZM178 139V138H177ZM186 139V138H185ZM253 139V138H252ZM5 140V139H4ZM18 140V139H17ZM27 140V139H26ZM32 140V139H31ZM93 140V139H92ZM122 140H123V138H122ZM158 140V139H157ZM205 140H206V138H205ZM245 140V139H244ZM35 141V140H34ZM125 141H127V140H125ZM140 141V140H139ZM159 141V140H158ZM251 141V140H250ZM10 142V141H9ZM20 142V141H19ZM18 142V143H19ZM25 142V141H24ZM66 142V141H65ZM141 142V141H140ZM178 142V141H177ZM208 142H210V141H208ZM14 143V142H13ZM12 143V144H13ZM27 143V142H26ZM25 143V144H26ZM70 143H71V141H70ZM142 143V142H141ZM212 143V142H211ZM3 144V143H2ZM23 144V143H22ZM21 144V145H22ZM27 144H29V142L27 143ZM62 144V143H61ZM73 144V143H72ZM91 144V143H90ZM111 144V143H110ZM132 144V143H131ZM130 144V146H132ZM152 144V143H151ZM161 144V143H160ZM224 144V143H223ZM238 144V143H237ZM1 145V144H0ZM5 145H7V144H5ZM17 145V144H16ZM56 145V144H55ZM134 145V144H133ZM174 145V144H173ZM220 145V144H219ZM230 145V144H229ZM229 145H228V147H229ZM45 146V145H44ZM47 146V145H46ZM61 146V145H60ZM71 146V145H70ZM93 146V145H92ZM113 146V145H112ZM123 146V145H122ZM128 146V145H127ZM144 146V145H143ZM146 146H147V144H146ZM152 146V145H151ZM154 146V145H153ZM163 146H165V145H163ZM172 146V145H171ZM181 146V145H180ZM187 146V145H186ZM239 146V145H238ZM28 147V146H27ZM133 147H135V146H133ZM157 147V146H156ZM188 147V146H187ZM186 147V148H187ZM264 147V146H263ZM262 147V148H263ZM7 148V147H6ZM10 148V147H9ZM19 148V147H18ZM52 148H54V147H52ZM77 148V149H76ZM93 148V147H92ZM122 148V147H121ZM135 148H137V147H135ZM160 148V147H159ZM168 148V147H167ZM184 148V147H183ZM230 148V147H229ZM233 148V147H232ZM231 148V149H232ZM237 148V147H236ZM12 149V148H11ZM29 149V148H28ZM55 149V148H54ZM127 149H129V148H127ZM131 149V148H130ZM142 149V148H141ZM153 149V148H152ZM7 150V149H6ZM29 150H31V149H29ZM38 150V149H37ZM92 150V149H91ZM117 150V149H116ZM125 150V149H124ZM140 150V149H139ZM162 150V149H161ZM230 150V149H229ZM261 150V149H260ZM20 151H22V150H19V152ZM24 151H26V147H25V150ZM39 151V150H38ZM60 151V150H59ZM126 151V150H125ZM144 152H146L145 150H143ZM168 151V150H167ZM236 151V150H235ZM239 151V150H238ZM259 151V150H258ZM8 152V151H7ZM57 152H58V150H57ZM129 152V151H128ZM127 152V153H128ZM133 152V151H132ZM148 152V151H147ZM155 152H157V151H155ZM171 152V151H170ZM212 152V151H211ZM210 152V153H211ZM234 152V151H233ZM241 152V151H240ZM24 153V152H23ZM28 153V152H27ZM120 153V152H119ZM123 153H125V152H123ZM139 153H141L140 151H139ZM160 153V152H159ZM173 153V152H172ZM228 153V152H227ZM231 153V152H230ZM229 153V154H230ZM237 153V152H236ZM235 153V154H236ZM4 154V153H3ZM32 154V153H31ZM46 154H47V152H46ZM114 154V153H113ZM122 154V153H121ZM128 154H130V153H128ZM127 154V155H128ZM157 154V153H156ZM162 154H164V153H162ZM251 154V153H250ZM13 155H15V154H13ZM20 155V154H19ZM56 155V154H55ZM117 155V154H116ZM125 155V154H124ZM141 155H143V153H141ZM168 155V154H167ZM212 155V154H211ZM214 155V154H213ZM217 155V154H216ZM220 155V154H219ZM233 155V154H232ZM260 155V154H259ZM6 156V155H5ZM23 156V155H22ZM46 156V155H45ZM50 156V155H49ZM115 156V155H114ZM155 156V155H154ZM161 156V155H160ZM226 156V155H225ZM240 156V155H239ZM15 157V156H14ZM38 157V156H37ZM40 157H42V155L40 156ZM126 157V156H125ZM143 157H144V155H143ZM156 157V156H155ZM154 157V158H155ZM220 157V156H219ZM222 157H224V156H222ZM241 157V156H240ZM249 157V156H248ZM7 158V157H6ZM9 158V157H8ZM15 158H17V155H16V157ZM31 158V157H30ZM76 158V157H75ZM134 158V157H133ZM132 158V159H133ZM138 158H139V156H138ZM147 158V157H146ZM154 158H152V160L154 159ZM225 158V157H224ZM234 158V157H233ZM246 158V157H245ZM11 159H12V156H11ZM25 159H26V157H25ZM32 159H33V157H32ZM43 159H45V158H43ZM47 159H49V158H47ZM112 159V158H111ZM121 159V158H120ZM242 159V158H241ZM263 159V158H262ZM13 160H14V158H13ZM18 160V159H17ZM27 160V159H26ZM52 160V159H51ZM118 160H119V158H118ZM130 160V159H129ZM179 160V159H178ZM184 160V159H183ZM212 160V159H211ZM251 160V159H250ZM15 161V160H14ZM31 161V160H30ZM112 161V160H111ZM114 161V160H113ZM124 161V160H123ZM133 161H134V159H133ZM141 161V160H140ZM168 161H172V163L173 162H175L176 160H175V158L174 157H171ZM221 161V160H220ZM223 161V160H222ZM230 161V160H229ZM235 162H236V159L234 160ZM239 161H240V159H239ZM248 161H249V159H248ZM254 161V160H253ZM5 162H7V161H5ZM15 162H17V161H15ZM19 162H21V161H19ZM18 162V164L20 165V163ZM28 162V161H27ZM53 162V161H52ZM117 162V161H116ZM164 162V161H163ZM178 162V161H177ZM226 162V161H225ZM263 162V161H262ZM22 163V162H21ZM40 163H42V162H40ZM49 163V162H48ZM104 163V167H102V170H101V172L99 171V170H97L96 168L100 165H102ZM143 163V162H142ZM171 163V162H170ZM169 163V164H170ZM209 163V162H208ZM240 163H242V162H240ZM247 163V162H246ZM30 164V163H29ZM43 164V163H42ZM127 164V163H126ZM178 164V163H177ZM8 165H10V164H8ZM25 165H26V163H25ZM61 165V164H60ZM128 165V164H127ZM131 165H132V163H131ZM136 165V164H135ZM144 165H146L145 163H144ZM150 165V164H149ZM164 165V164H163ZM167 165V164H166ZM227 165H228V163H227ZM226 165V166H227ZM252 165V164H251ZM12 166V165H11ZM21 166V165H20ZM19 166V167H20ZM57 166V165H56ZM63 166V165H62ZM115 166V165H114ZM123 166V165H122ZM138 166V165H137ZM143 166V165H142ZM148 166V165H147ZM150 166H152V165H150ZM171 166V168H169ZM168 168V173H171L172 172V170H173V168H174V166H176V165H170ZM223 166V165H222ZM229 166H231V162H230V165ZM235 166H237V165H235ZM247 166V165H246ZM250 166V165H249ZM261 166V165H260ZM4 167V166H3ZM9 167V166H8ZM31 167H33V166H31ZM46 167V166H45ZM48 167V166H47ZM52 167V166H51ZM58 167V166H57ZM119 167H120V165H119ZM144 167V166H143ZM239 167V166H238ZM242 167V166H241ZM257 167V166H256ZM42 168V167H41ZM225 168V167H224ZM228 168V167H227ZM21 169H22V166H21ZM30 169V168H29ZM53 169V168H52ZM70 169V168H69ZM124 169V168H123ZM166 169V168H165ZM233 169V168H232ZM251 169V168H250ZM23 170V169H22ZM45 170H47V169H45ZM66 170V169H65ZM113 170H115V168L113 169ZM129 170V169H128ZM140 170V169H139ZM142 170V169H141ZM153 170V169H152ZM175 170V169H174ZM239 170V169H238ZM14 171V170H13ZM16 171V170H15ZM48 171V170H47ZM100 172V173H102L101 175H97V173L96 172ZM103 171V172H102ZM132 171V170H131ZM138 171V170H137ZM148 171V170H147ZM165 171V170H164ZM248 171V170H247ZM246 171V172H247ZM258 171V170H257ZM10 172H12V171H10ZM23 172V171H22ZM27 172V171H26ZM26 172H24V174L26 173ZM40 172V171H39ZM52 172V171H51ZM62 172V171H61ZM105 172V173H106ZM151 172V171H150ZM149 172V173H150ZM155 172V171H154ZM160 172H162V171H160ZM167 172V171H166ZM235 172V171H234ZM240 172V171H239ZM252 172V171H251ZM21 173V172H20ZM36 173V172H35ZM65 173V172H64ZM113 173V172H112ZM129 173V172H128ZM142 173V172H141ZM158 173V172H157ZM223 173V172H222ZM257 173V172H256ZM264 173V172H263ZM27 174V173H26ZM47 174H48V172H47ZM117 174V173H116ZM139 174V173H138ZM155 174V173H154ZM236 174V173H235ZM246 174V173H245ZM108 175V174H107ZM114 175V174H113ZM140 175V174H139ZM144 175V174H143ZM162 175V174H161ZM224 175V174H223ZM234 175V174H233ZM263 175V174H262ZM6 176V175H5ZM15 176V175H14ZM30 176V175H29ZM35 176V175H34ZM37 176V175H36ZM127 176V175H126ZM125 176V177H126ZM160 176V175H159ZM240 176H242V174L240 175ZM13 177V176H12ZM17 177V176H16ZM31 177V176H30ZM106 177V176H105ZM124 177V178H125ZM163 177H165V176H163ZM171 177V176H170ZM173 177V176H172ZM231 176H230V173H228L227 174V177L225 178L226 180L227 179H229ZM233 177V176H232ZM245 177V176H244ZM256 177V176H255ZM112 178V177H111ZM122 178V177H121ZM132 178V177H131ZM147 178V177H146ZM177 178V177H176ZM205 178V177H204ZM234 178V177H233ZM251 178H253V177H251ZM263 178V177H262ZM10 179V178H9ZM20 179V178H19ZM31 179V178H30ZM47 179V178H46ZM110 179V178H109ZM140 179V178H139ZM156 179V178H155ZM159 179H160V177H159ZM162 179V178H161ZM179 179V178H178ZM21 180H22V178H21ZM54 180V179H53ZM62 180H64V179H62ZM140 180H142V179H140ZM144 180H146V179H144ZM158 180V179H157ZM9 181V180H8ZM40 181V180H39ZM122 181V180H121ZM151 181H152V179H151ZM162 182H163V180H161ZM223 181V180H222ZM263 181V180H262ZM6 182V181H5ZM12 182V181H11ZM19 182V181H18ZM17 182V183H18ZM22 182V181H21ZM60 182V181H59ZM59 182H57V183H59ZM74 182V181H73ZM103 182V181H102ZM138 182V181H137ZM144 182V181H143ZM160 181H158L157 182V184L159 183ZM209 182V181H208ZM211 182V181H210ZM248 182V181H247ZM9 183V182H8ZM40 183V182H39ZM106 182L104 181V184H105ZM108 183H109V181H108ZM107 183V184H108ZM117 183V182H116ZM149 183H150V181H149ZM154 183V182H153ZM156 183V182H155ZM161 183V182H160ZM166 183V182H165ZM176 183V182H175ZM1 184V183H0ZM10 184V183H9ZM8 184V185H9ZM22 184V183H21ZM48 184V183H47ZM133 184V183H132ZM144 184V183H143ZM170 184V183H169ZM168 184V185H169ZM172 184H173V182H172ZM244 184H245V182H244ZM249 184V183H248ZM253 184V183H252ZM3 185V184H2ZM7 185V184H6ZM40 185V184H39ZM41 185H42V183H41ZM43 185H45L44 183H43ZM58 185V184H57ZM63 185V184H62ZM65 185V184H64ZM67 185V184H66ZM145 185V184H144ZM160 185V184H159ZM164 185V184H163ZM251 185V184H250ZM249 185V186H250ZM16 186V185H15ZM14 186V187H15ZM31 186V185H30ZM68 186V185H67ZM83 186V185H82ZM99 186V185H98ZM102 186V185H101ZM111 186V185H110ZM118 186V185H117ZM153 186V185H152ZM162 186V185H161ZM175 186V185H174ZM204 186V185H203ZM222 186V185H221ZM226 186V185H225ZM5 187V186H4ZM8 187H10L11 188V185L10 186H8ZM78 187V186H77ZM106 187V186H105ZM116 187V186H115ZM163 187V186H162ZM167 187V186H166ZM22 188V187H21ZM38 188V187H37ZM40 188V187H39ZM44 188V187H43ZM111 188H113V187H111ZM147 187H145V189H146ZM171 188V187H170ZM175 188V187H174ZM261 188V187H260ZM263 188V187H262ZM42 189V188H41ZM62 189H63V187H62ZM84 189V188H83ZM102 189H104V188H102ZM119 189V188H118ZM123 189V188H122ZM129 189H130V187H129ZM128 189V190H129ZM160 189V188H159ZM164 189H166V188H164ZM264 189V188H263ZM16 190V189H15ZM24 190V189H23ZM37 190V189H36ZM39 190V189H38ZM57 190H59V186H55V188H54V193H57V192H55V191H57ZM96 190V189H95ZM94 190V191H95ZM105 190V189H104ZM141 190V189H140ZM200 190V189H199ZM255 190V189H254ZM2 191V190H1ZM19 191H20V188H19ZM28 191V190H27ZM93 191V192H94ZM117 191V190H116ZM115 191V192H116ZM120 191V190H119ZM122 191H125V190H122ZM134 191V190H133ZM215 191V190H214ZM222 191H224V190H222ZM234 191V190H233ZM4 192V191H3ZM2 192V193H3ZM11 192V191H10ZM21 192V191H20ZM19 192V193H20ZM29 192V191H28ZM96 192V191H95ZM104 192H106V190L104 191ZM111 192H112V190H111ZM126 192V191H125ZM131 192V191H130ZM136 192V191H135ZM143 192V191H142ZM150 192V191H149ZM152 192V191H151ZM151 192H150V194H151ZM155 192V191H154ZM170 192V191H169ZM199 192V191H198ZM253 192H255V191H253ZM14 193V192H13ZM35 193V192H34ZM53 193V194H54ZM63 193V192H62ZM74 193V192H73ZM117 193V192H116ZM127 193H128V191H127ZM171 193V192H170ZM200 193V192H199ZM249 193V192H248ZM18 194V193H17ZM23 194V193H22ZM30 194H32L31 192H30ZM37 194V193H36ZM43 194V193H42ZM71 194V193H70ZM81 194H84V192L83 193H81ZM89 194V193H88ZM97 194V193H96ZM99 194V193H98ZM121 194H123V193H121ZM133 194V193H132ZM142 194V193H141ZM240 194V193H239ZM238 194V195H239ZM11 195V194H10ZM18 195H20V194H18ZM41 195V194H40ZM59 195V194H58ZM87 195V194H86ZM95 195V194H94ZM108 195H110V193L108 194ZM113 195V194H112ZM130 195V194H129ZM138 195H140V194H138ZM155 195V194H154ZM223 195V194H222ZM231 195V194H230ZM242 195V194H241ZM240 195V196H241ZM7 196V195H6ZM14 196V195H13ZM50 196V195H49ZM52 196V195H51ZM72 196H74V195H72ZM125 196V195H124ZM127 196V195H126ZM145 195H144V193H143V197H144ZM248 196V195H247ZM254 196V195H253ZM252 196V197H253ZM256 196V195H255ZM1 197V196H0ZM4 197V196H3ZM12 197V196H11ZM21 197V196H20ZM25 197V196H24ZM28 197V196H27ZM45 197V196H44ZM97 197V196H96ZM114 197V196H113ZM117 197V196H116ZM122 197V196H121ZM129 197V196H128ZM147 197H148V195H147ZM238 197V196H237ZM242 197V196H241ZM13 198V197H12ZM11 198V199H12ZM17 198V197H16ZM42 198V197H41ZM92 198H94V197H92ZM91 198V199H92ZM118 198V197H117ZM140 198V197H139ZM235 198V197H234ZM244 198H246L245 197V195H244ZM249 198V197H248ZM254 198V197H253ZM256 198V197H255ZM254 198V199H255ZM258 198V197H257ZM256 198V199H257ZM262 198V197H261ZM260 198V199H261ZM7 199V198H6ZM29 199V198H28ZM49 199V198H48ZM48 199H47V201H48ZM56 199V198H55ZM72 199V198H71ZM90 199V200H91ZM105 199V198H104ZM103 199V200H104ZM108 199V196H107V198H106V200ZM116 199V198H115ZM147 199V198H146ZM150 199V198H149ZM153 199V198H152ZM216 199V198H215ZM215 199H213V200H215ZM224 199H226V198H224ZM229 199V198H228ZM240 199V198H239ZM263 199V198H262ZM5 200V199H4ZM17 200V199H16ZM19 200V199H18ZM24 200V199H23ZM68 200V199H67ZM76 200V199H75ZM80 200H81V198H80ZM94 200V199H93ZM97 200V199H96ZM95 200V201H96ZM126 200V199H125ZM227 200V199H226ZM232 200H234V199H232ZM243 200V199H242ZM247 200V199H246ZM8 201V200H7ZM11 201V200H10ZM21 201V200H20ZM43 201V200H42ZM41 201V202H42ZM69 201H71V200H69ZM68 201V202H69ZM109 201H110V199H109ZM131 201V200H130ZM134 201V200H133ZM133 201H131V202H133ZM230 201V200H229ZM251 201V200H250ZM255 201V200H254ZM258 201H259V199H258ZM19 202V201H18ZM29 202V201H28ZM32 202V201H31ZM57 202V201H56ZM67 202V201H66ZM80 202V201H79ZM100 202V201H99ZM106 202V201H105ZM113 202V201H112ZM111 202V203H112ZM123 202H124V200H123ZM129 202V201H128ZM138 202H140V201H138ZM158 202V201H157ZM235 202V201H234ZM240 202H242V201H240ZM11 203V202H10ZM33 203V202H32ZM46 203V202H45ZM65 203V202H64ZM73 203V202H72ZM71 203V204H72ZM77 203V202H76ZM87 203V202H86ZM110 203V204H111ZM120 203V202H119ZM121 203H122V201H121ZM125 203V202H124ZM176 203H178V202H176ZM219 203V202H218ZM227 203V202H226ZM253 203V202H252ZM262 203V202H261ZM261 203H259V204H261ZM8 204V203H7ZM20 204V203H19ZM26 204V203H25ZM69 204V203H68ZM67 204V205H68ZM100 204V203H99ZM103 204V203H102ZM134 204H135V202H134ZM139 204V203H138ZM141 205H142V203H140ZM149 204V203H148ZM161 204H163V203H161ZM216 204V203H215ZM235 204V203H234ZM250 204V203H249ZM257 204V203H256ZM258 204V205H259ZM263 204V203H262ZM261 204V205H262ZM11 205V204H10ZM43 205V204H42ZM66 205V206H67ZM86 205V204H85ZM90 205H92V204H90ZM97 205H98V203H97ZM106 205V204H105ZM109 205V204H108ZM114 205H115V203H114ZM144 205V204H143ZM170 205V204H169ZM175 205V204H174ZM177 205V204H176ZM5 206V205H4ZM22 206V205H21ZM52 206V205H51ZM76 206V205H75ZM89 206V205H88ZM96 206V205H95ZM104 206V205H103ZM102 206V207H103ZM119 206V205H118ZM122 206V205H121ZM133 206V205H132ZM150 206V205H149ZM170 206H172V205H170ZM217 206V205H216ZM225 206V205H224ZM242 206V205H241ZM249 206H251V205H249ZM0 207H1V205H0ZM45 207V206H44ZM56 207V206H55ZM92 207V206H91ZM99 207V206H98ZM120 207V206H119ZM128 207V206H127ZM140 207V206H139ZM228 207V206H227ZM52 208V207H51ZM54 208V207H53ZM57 208V207H56ZM59 208V207H58ZM85 208V207H84ZM97 208V207H96ZM126 207H124V209H125ZM140 208H142V207H140ZM146 208V207H145ZM148 208V207H147ZM150 208V207H149ZM160 208V207H159ZM176 208V207H175ZM174 208V209H175ZM209 208H210V206H209ZM218 208H219V206H218ZM224 208V207H223ZM226 208V207H225ZM236 208V207H235ZM263 208V207H262ZM261 208V209H262ZM2 209V208H1ZM11 209V208H10ZM25 209V208H24ZM104 208H102V210H103ZM107 209V208H106ZM110 209H112L111 207H110ZM117 209V208H116ZM129 209V208H128ZM171 209V208H170ZM173 209V208H172ZM177 209V208H176ZM216 209V208H215ZM229 209V208H228ZM251 209H254V208H251ZM8 210V209H7ZM17 210V209H16ZM26 210V209H25ZM60 210V209H59ZM77 210V209H76ZM84 210V209H83ZM89 210H91V208L89 209ZM98 210V209H97ZM109 210V209H108ZM115 210V209H114ZM123 210V209H122ZM131 210H133V209H131ZM150 210V209H149ZM157 210H158V208H157ZM164 210H165V208H164ZM213 210V209H212ZM211 210V211H212ZM221 210V209H220ZM232 210H234V209H232ZM236 210H238V209H236ZM4 211V210H3ZM6 211V210H5ZM24 211V210H23ZM47 211V210H46ZM66 211H67V209H66ZM73 211V210H72ZM104 211V210H103ZM113 211V210H112ZM116 211V210H115ZM120 211V210H119ZM124 211V210H123ZM129 211V210H128ZM217 211V210H216ZM223 211V210H222ZM229 211V210H228ZM247 211V210H246ZM245 211V212H246ZM79 212V211H78ZM94 212V211H93ZM96 212V211H95ZM122 212V211H121ZM139 212V211H138ZM171 213H172V211H170ZM174 212H176V211H174ZM206 212V211H205ZM220 212V211H219ZM241 212V211H240ZM2 213V212H1ZM10 213V212H9ZM15 213V212H14ZM37 213V212H36ZM71 213V212H70ZM76 213V212H75ZM84 213V212H83ZM98 213V212H97ZM101 213V212H100ZM115 213V212H114ZM117 213V212H116ZM128 213V212H127ZM129 213H130V211H129ZM141 213V212H140ZM147 213V212H146ZM162 213V212H161ZM167 213V212H166ZM181 214V212H178V214ZM227 213V212H226ZM232 213V212H231ZM242 213V212H241ZM240 213V214H241ZM247 213V212H246ZM252 213V212H251ZM255 213H256V211H255ZM42 214V213H41ZM40 214V215H41ZM54 214H56V213H54ZM61 214V213H60ZM69 214V213H68ZM89 214V213H88ZM91 214V213H90ZM102 214V213H101ZM107 214V213H106ZM122 214H124V212L122 213ZM131 214V213H130ZM137 214V213H136ZM148 214H150V213H148ZM173 214V213H172ZM176 214H177V212H176ZM212 214H216V213H212ZM233 214V213H232ZM3 216L5 215V214H2ZM19 215H20V213H19ZM24 215V214H23ZM35 215V214H34ZM74 215V214H73ZM92 215H93V213H92ZM96 215V214H95ZM111 215V214H110ZM115 215V214H114ZM183 215V214H182ZM225 215V214H224ZM227 215V214H226ZM264 215V214H263ZM68 216V215H67ZM106 216V215H105ZM127 216V215H126ZM148 216V215H147ZM146 216V217H147ZM158 216H159V214H158ZM178 216V215H177ZM216 216H218V215H216ZM220 216V215H219ZM222 216V215H221ZM231 216V215H230ZM258 216V215H257ZM108 217V216H107ZM119 217V216H118ZM167 217H168V215H167ZM240 217V216H239ZM242 217V216H241ZM244 217V216H243ZM249 217H250V215H249ZM255 217V216H254ZM261 217V216H260ZM36 218V217H35ZM57 218H59L58 216H57ZM86 218V217H85ZM116 218V217H115ZM123 218V217H122ZM210 218V217H209ZM221 218V217H220ZM237 218V217H236ZM21 219H22V217H21ZM60 219V218H59ZM77 219H79V218H77ZM76 219V220H77ZM81 219V218H80ZM88 219H89V217H88ZM94 219V218H93ZM114 219V218H113ZM247 219H248V217H247ZM14 220V219H13ZM85 220V219H84ZM102 220H104V219H102ZM118 220V219H117ZM116 220V221H117ZM135 220V219H134ZM159 220V219H158ZM207 220V219H206ZM214 220V219H213ZM222 220V219H221ZM225 220V219H224ZM20 221V220H19ZM57 221V220H56ZM65 221V220H64ZM67 221V220H66ZM86 221V220H85ZM95 221V220H94ZM250 221V220H249ZM47 222V221H46ZM45 222V223H46ZM60 222V221H59ZM77 222V221H76ZM90 222V221H89ZM88 222V223H89ZM120 222V221H119ZM132 222V221H131ZM136 222H137V220H136ZM144 222V221H143ZM151 222V221H150ZM149 222V223H150ZM206 222V221H205ZM208 222V221H207ZM251 222V221H250ZM249 222V223H250ZM264 222V221H263ZM8 223V222H7ZM6 223V224H7ZM64 223V222H63ZM104 223H106V222H104ZM135 223V222H134ZM161 223V222H160ZM219 223V222H218ZM261 223V222H260ZM23 224H25V223H23ZM70 224V223H69ZM109 224V223H108ZM112 224V223H111ZM116 224V223H115ZM154 224V223H153ZM163 224V223H162ZM161 224V225H162ZM236 224V223H235ZM246 224H247V222H246ZM253 224V223H252ZM10 225H11V223H10ZM37 225V224H36ZM45 225V224H44ZM48 225V224H47ZM60 225V224H59ZM78 225V224H77ZM93 225V224H92ZM91 225V226H92ZM103 225V224H102ZM110 225V224H109ZM131 225V224H130ZM224 225V224H223ZM260 225V224H259ZM26 226V225H25ZM125 226V225H124ZM156 226V225H155ZM175 226H176V224H175ZM248 226V225H247ZM261 226V225H260ZM14 227H15V225H14ZM21 227V226H20ZM37 227V226H36ZM41 227V226H40ZM68 227V226H67ZM71 227V226H70ZM79 227V226H78ZM96 227V226H95ZM94 227V228H95ZM100 227H102V226H100ZM141 227V226H140ZM146 227V226H145ZM254 227H257V226H254ZM63 228H64V226H63ZM72 228V227H71ZM70 228V229H71ZM86 228V227H85ZM152 228V227H151ZM170 228V227H169ZM176 228V227H175ZM230 228V227H229ZM234 228V227H233ZM238 228V227H237ZM242 228H243V226H242ZM8 229V228H7ZM7 229H5V230H7ZM14 229V228H13ZM28 229V228H27ZM56 229V228H55ZM73 229V228H72ZM81 229V228H80ZM96 229H98V227L96 228ZM100 229V228H99ZM113 229V228H112ZM126 229H127V227H126ZM130 229V228H129ZM220 229V228H219ZM231 229V228H230ZM253 229V228H252ZM36 230V229H35ZM41 230V229H40ZM63 230V229H62ZM78 230V229H77ZM86 230V229H85ZM92 230V229H91ZM116 230V229H115ZM136 230V229H135ZM153 230V229H152ZM168 230V229H167ZM176 230V229H175ZM229 230V229H228ZM246 230V229H245ZM257 230V229H256ZM24 231H26V230H24ZM28 231V230H27ZM26 231V232H27ZM59 231V230H58ZM65 231H67V230H65ZM129 231H131V230H129ZM137 231V230H136ZM140 231V230H139ZM211 231V230H210ZM209 231V232H210ZM231 231V230H230ZM236 231V230H235ZM261 231H263V230H261ZM12 232V231H11ZM17 232V231H16ZM25 232V233H26ZM37 232V231H36ZM89 232V231H88ZM102 232V231H101ZM113 232V231H112ZM118 232V231H117ZM141 232V231H140ZM145 232V231H144ZM148 232V231H147ZM174 233H175V231H173ZM247 232V231H246ZM9 233V232H8ZM29 233V232H28ZM27 233V234H28ZM40 233V232H39ZM61 233V232H60ZM77 233V232H76ZM86 233V232H85ZM97 233V232H96ZM105 233V232H104ZM120 233H121V231H120ZM150 233V232H149ZM173 233V234H174ZM222 233V232H221ZM229 233V232H228ZM233 233V232H232ZM249 233V232H248ZM259 233H261V232H259ZM34 234V233H33ZM82 234V233H81ZM102 234V233H101ZM107 234V233H106ZM129 234H131V233H129ZM145 234H146V232H145ZM148 234V233H147ZM161 234V233H160ZM206 234V233H205ZM245 234V233H244ZM250 234V233H249ZM20 235V234H19ZM41 235V234H40ZM53 235V234H52ZM64 235V234H63ZM87 235V234H86ZM92 235H95V234H92ZM104 235V234H103ZM110 235V234H109ZM113 235H114V233H113ZM132 236H133V234H131ZM149 235V234H148ZM162 235V234H161ZM171 235V234H170ZM210 235V234H209ZM212 235V234H211ZM227 235V234H226ZM248 235V234H247ZM259 235V234H258ZM10 236V235H9ZM28 236H30V235H28ZM59 236V235H58ZM70 236V235H69ZM72 236V235H71ZM98 236V235H97ZM101 236V235H100ZM121 236H122V234H121ZM166 236V235H165ZM169 236V235H168ZM172 236V235H171ZM208 236V235H207ZM221 236V235H220ZM238 236V235H237ZM241 236V235H240ZM250 236V235H249ZM256 236V235H255ZM254 236V237H255ZM261 236V235H260ZM27 237V236H26ZM61 237V236H60ZM59 237V238H60ZM64 237V236H63ZM106 237V236H105ZM113 237V236H112ZM143 237H144V234H143ZM146 237V236H145ZM144 237V238H145ZM157 237V236H156ZM160 237V236H159ZM170 237V236H169ZM191 237V236H190ZM205 237V236H204ZM208 237H210V236H208ZM227 237V236H226ZM232 237V236H231ZM7 238V237H6ZM23 238V237H22ZM21 238V239H22ZM97 238V237H96ZM114 238V237H113ZM128 238V237H127ZM130 238V237H129ZM135 238H137V237H135ZM134 238V239H135ZM139 238V237H138ZM233 238V237H232ZM232 238H231V240H232ZM1 239V238H0ZM8 239V238H7ZM10 239V238H9ZM24 239V238H23ZM48 239V238H47ZM51 239H53V238H51ZM50 239V240H51ZM58 239V238H57ZM65 239V238H64ZM68 238H67V236H66V240H67ZM71 239V238H70ZM72 239H73V237H72ZM82 239V238H81ZM106 239V238H105ZM121 239H122V237H121ZM133 239V238H132ZM159 239V238H158ZM171 239V238H170ZM190 239V238H189ZM243 239H244V237H243ZM250 239V238H249ZM253 239H255V238H253ZM34 240V239H33ZM60 240H61V238H60ZM69 240V239H68ZM83 240V239H82ZM95 240V239H94ZM104 240V239H103ZM127 240V239H126ZM130 240V239H129ZM137 240V239H136ZM146 240V239H145ZM172 240V239H171ZM197 240V239H196ZM237 240V239H236ZM240 240H242V239H240ZM257 240V239H256ZM7 241V240H6ZM15 241V240H14ZM30 241V240H29ZM74 241V240H73ZM84 241H85V239H84ZM84 241H83V243H84ZM93 241V240H92ZM114 241V240H113ZM125 241V240H124ZM140 241V240H139ZM147 241V240H146ZM170 241V240H169ZM168 241V242H169ZM177 241V240H176ZM187 241V240H186ZM226 241V240H225ZM248 241V240H247ZM246 241V242H247ZM38 242V241H37ZM69 242V241H68ZM86 242V241H85ZM104 243H105V241H103ZM107 242V241H106ZM110 242V241H109ZM145 242V241H144ZM161 242V241H160ZM165 242V241H164ZM175 242V241H174ZM207 242V241H206ZM210 242V241H209ZM230 242V241H229ZM237 242V241H236ZM245 242V241H244ZM57 243H58V241H57ZM82 243V242H81ZM82 243V244H83ZM88 243H89V241H88ZM93 243V242H92ZM97 243V242H96ZM95 243V244H96ZM112 243V242H111ZM117 243V242H116ZM119 243V242H118ZM187 243V242H186ZM212 243V242H211ZM215 243V242H214ZM213 243V244H214ZM220 243V242H219ZM2 244V243H1ZM20 244V243H19ZM18 244V245H19ZM37 244V243H36ZM63 244V243H62ZM67 244V243H66ZM80 244V243H79ZM99 244V243H98ZM120 244V243H119ZM128 244V243H127ZM132 244V243H131ZM136 244V243H135ZM134 244V245H135ZM150 244V243H149ZM166 244V243H165ZM176 244H177V242H176ZM179 244H180V242H179ZM188 244V243H187ZM195 244V243H194ZM193 244V245H194ZM197 244V243H196ZM228 244V243H227ZM237 244H239V243H237ZM260 244V243H259ZM23 245V244H22ZM28 245V244H27ZM52 245V244H51ZM71 245V244H70ZM86 245V244H85ZM85 245H84V247H85ZM91 245V244H90ZM93 245V244H92ZM124 245V244H123ZM126 245V244H125ZM124 245V246H125ZM133 245V246H134ZM143 245V244H142ZM164 245V244H163ZM244 245V244H243ZM253 245V244H252ZM5 246V245H4ZM24 246H26V245H24ZM56 246V245H55ZM64 246V245H63ZM66 246V245H65ZM64 246V247H65ZM68 246V245H67ZM67 246H66V248H67ZM101 246V245H100ZM127 246V245H126ZM132 246V247H133ZM146 246V245H145ZM148 246V245H147ZM146 246V247H147ZM157 246V245H156ZM168 246V245H167ZM166 246V247H167ZM186 246V245H185ZM191 246V245H190ZM189 246V247H190ZM200 246V245H199ZM203 246V245H202ZM217 246V245H216ZM235 246H236V244H235ZM239 246V245H238ZM241 246V245H240ZM13 247V246H12ZM23 247V246H22ZM61 247V246H60ZM80 247V246H79ZM78 247V248H79ZM83 247V246H82ZM110 247V246H109ZM128 247H130V246H128ZM138 247V246H137ZM136 247V248H137ZM164 247H165V245H164ZM170 247V246H169ZM177 247V246H176ZM214 247V246H213ZM224 247V246H223ZM230 247H232L231 245H230ZM245 247V246H244ZM257 247H259V246H257ZM9 248V247H8ZM42 248H44V247H42ZM55 248V247H54ZM54 248H51V249H53L54 250ZM69 248V247H68ZM87 248V247H86ZM93 248V247H92ZM92 248H90V249H92ZM102 248V247H101ZM103 248H104V246H103ZM114 248V247H113ZM117 248V247H116ZM119 248V247H118ZM123 248V247H122ZM135 248V247H134ZM158 248V247H157ZM168 248V247H167ZM174 248V247H173ZM204 248V247H203ZM224 248H226V247H224ZM235 248V247H234ZM241 247H239V249H240ZM262 248V247H261ZM261 248H260V250H261ZM1 249V248H0ZM24 249V248H23ZM41 249V248H40ZM59 249V248H58ZM124 249V248H123ZM130 249V248H129ZM144 249V248H143ZM218 249V248H217ZM236 249V248H235ZM244 249V248H243ZM243 249H241V251L243 250ZM247 249V248H246ZM250 249V248H249ZM248 249V250H249ZM9 250V249H8ZM25 250V249H24ZM34 250V249H33ZM49 250V249H48ZM85 250V249H84ZM84 250H83V252H84ZM93 250V249H92ZM94 250H95V248H94ZM120 250V249H119ZM134 250V249H133ZM150 250H152V249H150ZM156 250V249H155ZM163 250V249H162ZM198 250H200L199 248H198ZM215 250V249H214ZM224 250V249H223ZM228 250H231V249H228ZM247 250V251H248ZM27 251V250H26ZM32 251V250H31ZM59 251V250H58ZM69 251V250H68ZM75 251V250H74ZM98 251V250H97ZM117 251V250H116ZM143 251V250H142ZM161 251V250H160ZM166 251V250H165ZM175 251V250H174ZM173 251V252H174ZM184 251V250H183ZM205 251V250H204ZM235 251H237V250H235ZM239 251V253H240V250H238ZM253 251H255V250H253ZM28 252V251H27ZM38 252V251H37ZM47 252V251H46ZM63 252V251H62ZM66 252V251H65ZM82 252V253H83ZM89 252V251H88ZM87 252V253H88ZM105 252V251H104ZM112 252H113V249H112ZM123 252V251H122ZM128 252V251H127ZM131 252V251H130ZM133 252V251H132ZM199 252V251H198ZM232 252V251H231ZM264 252V251H263ZM262 252V253H263ZM6 253V252H5ZM32 252H30V254H31ZM73 253V252H72ZM93 253V252H92ZM91 253V254H92ZM110 253V252H109ZM116 252H114L113 254H115ZM123 253H125V252H123ZM122 253V254H123ZM147 253H149V252H147ZM162 253V252H161ZM161 253H160V255H161ZM179 253V252H178ZM186 253V252H185ZM192 253H194V252H192ZM201 253V252H200ZM221 253V252H220ZM233 253V252H232ZM16 254V253H15ZM14 254V255H15ZM36 254V253H35ZM46 254V253H45ZM62 254V253H61ZM99 254V253H98ZM97 253H95V255H98ZM100 254H101V252H100ZM128 254V253H127ZM145 254V253H144ZM150 254V253H149ZM164 254V253H163ZM166 254V253H165ZM167 254H169V252L167 253ZM177 254V253H176ZM182 254V253H181ZM215 254V253H214ZM227 254V253H226ZM264 254V253H263ZM3 255V254H2ZM9 255V254H8ZM13 255V254H12ZM20 255V254H19ZM24 255V254H23ZM47 255H49V254H47ZM46 255V256H47ZM54 255V254H53ZM60 255V254H59ZM73 255V254H72ZM76 255V254H75ZM78 255V254H77ZM94 255V254H93ZM92 255V256H93ZM112 255V254H111ZM155 255H156V252H155ZM158 255V254H157ZM186 255V254H185ZM185 255H183V256H185ZM199 255L200 254H198V257H199ZM203 255V254H202ZM218 255V254H217ZM221 255V254H220ZM236 255V254H235ZM241 255V254H240ZM243 255V254H242ZM249 255V254H248ZM254 255H255V253H254ZM1 256V255H0ZM4 256V255H3ZM28 256V255H27ZM37 257H38V255H36ZM42 256V255H41ZM106 256V255H105ZM128 256V255H127ZM126 256V257H127ZM131 256H133L132 254H131ZM131 256H130V259H131ZM142 256V255H141ZM147 256V255H146ZM165 256V255H164ZM179 256V255H178ZM191 256H193V254L191 255ZM197 256V255H196ZM259 256H261V255H259ZM26 257V256H25ZM52 257V256H51ZM97 257V256H96ZM107 257H109V255L107 256ZM137 257V256H136ZM171 257V256H170ZM175 257V256H174ZM213 257V256H212ZM232 257V256H231ZM235 257V256H234ZM243 257V256H242ZM257 257V256H256ZM3 257H1V259H2ZM6 258H8L7 256H6ZM55 258V257H54ZM71 258V257H70ZM75 259H76V257H74ZM98 258H101V257H98ZM145 258V257H144ZM150 258H153L152 257V255H151V257ZM155 258V257H154ZM166 258H167V256H166ZM165 258V259H166ZM192 258V257H191ZM201 258V257H200ZM205 258V257H204ZM208 258V257H207ZM238 258H240V257H238ZM246 258V257H245ZM263 258V257H262ZM10 259V258H9ZM36 259V258H35ZM47 259V258H46ZM52 259V258H51ZM65 259V258H64ZM104 259V258H103ZM146 259H147V257H146ZM163 259V258H162ZM169 259H172V258H169ZM176 259V258H175ZM175 259H173V260H175ZM180 259V258H179ZM184 259V258H183ZM225 259V258H224ZM250 259H252V258H250ZM256 259V258H255ZM258 259V258H257ZM8 260V259H7ZM6 260V261H7ZM12 260V259H11ZM25 260H27V259H25ZM39 260V259H38ZM77 260V259H76ZM124 260V259H123ZM149 260V259H148ZM159 260V259H158ZM157 260V261H158ZM167 260V259H166ZM201 260V259H200ZM226 260V259H225ZM260 260H262V259H260ZM31 261V260H30ZM60 261H62V260H60ZM75 261V260H74ZM111 261V260H110ZM121 261V260H120ZM137 261V260H136ZM161 261H163V260H161ZM179 261V260H178ZM185 261V260H184ZM183 261V262H184ZM216 261V260H215ZM219 261V260H218ZM233 261V260H232ZM246 261V260H245ZM256 261V260H255ZM13 262V261H12ZM33 262H34V260H33ZM68 262V261H67ZM99 262V261H98ZM122 262V261H121ZM167 262V261H166ZM173 262V261H172ZM180 262H182V261H180ZM199 262V261H198ZM200 262H202V261H200ZM242 262H244V260L242 261ZM247 262V261H246ZM250 262V261H249ZM260 262H262V261H260ZM17 263V262H16ZM20 263V262H19ZM29 263V262H28ZM92 263V262H91ZM126 263H128V262H126ZM155 263V262H154ZM160 263V262H159ZM158 263V264H159ZM162 263V262H161ZM190 263V262H189ZM194 263V262H193ZM204 263V262H203ZM213 263V262H212ZM230 263V262H229ZM18 264V263H17ZM42 264H43V262H42ZM78 264V263H77ZM97 264V263H96ZM101 264V263H100ZM252 264V263H251ZM260 264V263H259ZM264 264V263H263Z\"/></svg>",
    "mask_w": 264,
    "mask_h": 264
}]
</instances>
